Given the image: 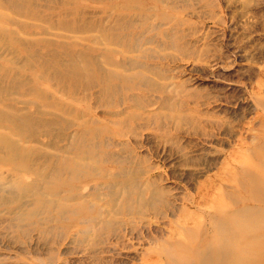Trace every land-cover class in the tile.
<instances>
[{"label": "rangeland", "instance_id": "rangeland-1", "mask_svg": "<svg viewBox=\"0 0 264 264\" xmlns=\"http://www.w3.org/2000/svg\"><path fill=\"white\" fill-rule=\"evenodd\" d=\"M225 218L264 264V0H0V264H197Z\"/></svg>", "mask_w": 264, "mask_h": 264}, {"label": "bare ground", "instance_id": "bare-ground-1", "mask_svg": "<svg viewBox=\"0 0 264 264\" xmlns=\"http://www.w3.org/2000/svg\"><path fill=\"white\" fill-rule=\"evenodd\" d=\"M226 219H220L219 221L218 233L213 237V243L217 244L215 248L208 245L203 250H198L193 257L194 262L197 264H246L255 261L253 255L255 252L260 251L262 244L259 232L256 241L250 242V236L244 235V232L241 231L250 222ZM251 225H254L255 232L258 231L259 225L254 223ZM225 226L231 230L229 234L224 233ZM254 236L252 235V237ZM233 243L236 244L235 250L230 247ZM230 250H233V254H235L233 258L229 255Z\"/></svg>", "mask_w": 264, "mask_h": 264}]
</instances>
